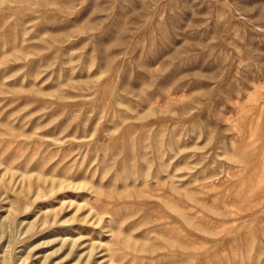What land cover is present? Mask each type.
Here are the masks:
<instances>
[{"label": "rangeland", "instance_id": "1", "mask_svg": "<svg viewBox=\"0 0 264 264\" xmlns=\"http://www.w3.org/2000/svg\"><path fill=\"white\" fill-rule=\"evenodd\" d=\"M0 264H264V0H0Z\"/></svg>", "mask_w": 264, "mask_h": 264}]
</instances>
